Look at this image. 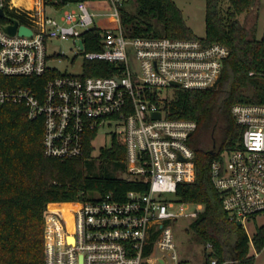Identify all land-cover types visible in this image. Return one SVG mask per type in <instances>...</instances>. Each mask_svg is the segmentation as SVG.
<instances>
[{"label": "built area", "instance_id": "obj_1", "mask_svg": "<svg viewBox=\"0 0 264 264\" xmlns=\"http://www.w3.org/2000/svg\"><path fill=\"white\" fill-rule=\"evenodd\" d=\"M27 1L0 0V76L30 79V85L10 80V86L0 88V104L22 106L28 118L42 120L44 152L60 161L83 157L90 132H96L95 141L108 127L112 141L116 137L127 146L122 178L145 188L129 190L122 201L113 193L79 201L69 218L54 213L60 216L63 240L59 245L55 230L49 250L45 230L47 264H81V259L82 264H188L178 254L174 225L180 219L193 221L204 210L203 204L178 196L181 184L196 180L190 139L197 123L169 117L167 106L175 89L214 87L229 48L200 38L127 37L122 0H110L105 10L84 2L58 9L62 0ZM47 8L61 14L50 17ZM102 23L112 26L102 32L101 49L87 50L85 33ZM14 26L11 34L8 28ZM23 27L31 35H22ZM69 37L85 51L81 75L48 64V41ZM92 60L113 64L114 73L85 77V62ZM231 113L243 133L234 149L212 163V181L229 220L246 228L264 214V104L236 103ZM206 251L211 253V244ZM209 264L218 261L211 258Z\"/></svg>", "mask_w": 264, "mask_h": 264}, {"label": "trees", "instance_id": "obj_2", "mask_svg": "<svg viewBox=\"0 0 264 264\" xmlns=\"http://www.w3.org/2000/svg\"><path fill=\"white\" fill-rule=\"evenodd\" d=\"M136 6L129 11L130 2ZM84 2L93 10L111 8L110 0H62L55 7ZM229 3L224 11L223 4ZM262 0H206V43H221L230 50L217 84L206 90H177L168 103L169 117L192 120L197 130L190 139L195 152L196 180L179 186L178 196L186 202L203 204L204 210L191 224L197 241L212 245L205 250V264H256L250 254L264 249V225L250 237L246 228L231 222L223 208L222 194L212 181V163L235 148L243 129L232 113L236 103L264 104V36L256 30ZM127 37L198 38L187 25L183 11L174 0H125L119 7ZM248 14L246 22L239 16ZM112 24L85 33L86 49L99 51L102 32ZM84 76H109L114 66L104 61H87ZM253 73V75H251ZM10 80L30 85L28 77L0 76V88ZM17 84V83H16ZM220 126L221 142L209 144ZM42 120H32L19 105L0 104V264H47L45 213L48 206L94 201L95 195L113 193L118 201L131 189L145 188L112 173L125 168L126 143L114 137L110 147L95 152L96 132H90L85 155L60 161L48 157L43 146ZM213 151V153H212ZM99 164V165H97ZM52 213V214H51ZM50 210L47 221L55 216Z\"/></svg>", "mask_w": 264, "mask_h": 264}, {"label": "rangeland", "instance_id": "obj_3", "mask_svg": "<svg viewBox=\"0 0 264 264\" xmlns=\"http://www.w3.org/2000/svg\"><path fill=\"white\" fill-rule=\"evenodd\" d=\"M27 0H23V3H26ZM123 2L125 0H122ZM179 8L183 11L184 18L188 24V26L193 30L194 34L203 39L206 36V0H174ZM229 7V3L225 2L223 4L224 11H226ZM129 11H134L136 6L131 1L127 6ZM61 14L60 10L55 8H47V15L50 17H58ZM248 14L244 13L239 16L241 22H246ZM256 35L258 39H262L264 36V0H262V5L260 8L259 22L256 30ZM60 49H62L63 55H59ZM47 52L50 57L49 67L57 69V71L61 73H67L72 75H81L83 72V63H84V55L85 51L77 47L73 38L69 37L67 39H53L48 41L47 43ZM177 90H173L176 92ZM222 121L218 124V129L216 132H213V138H208L207 143L213 144L221 142V132L220 126ZM106 132V134H105ZM111 130L107 127L101 132L96 140L94 141L95 152L93 156H98L100 153L101 147H110L112 144V134ZM99 165V164H97ZM109 170L117 176H125V168L124 169H115L114 167H110ZM95 197H98L95 195ZM53 212H62L65 216V212L61 210H56L51 206L50 208ZM191 211L195 210V206L190 208ZM60 219V216L57 215ZM56 216L50 217L47 226L51 229V237L54 231L59 230L58 237H60L59 233L62 231L60 228V221ZM192 220L190 219H180L174 225L175 232V242L177 246V251L180 257L187 261L188 264H205V250L206 247L201 245L197 239L193 231L190 229V224ZM264 225V214L259 215L252 219L251 221L246 223V229L250 237H252L257 228ZM62 227V226H61ZM50 237V236H49ZM50 237V242H51ZM250 254L255 256L256 264H264V249L257 253L254 247L251 245Z\"/></svg>", "mask_w": 264, "mask_h": 264}, {"label": "bare ground", "instance_id": "obj_4", "mask_svg": "<svg viewBox=\"0 0 264 264\" xmlns=\"http://www.w3.org/2000/svg\"><path fill=\"white\" fill-rule=\"evenodd\" d=\"M21 1H23V0H17V2L19 3V2H21ZM27 2V1H26ZM29 6H31V3H30V1H29ZM78 207V204H67V205H58V206H53V208L54 209H56V210H61V211H64L65 212V217L66 218H69L70 217V213H71V211L72 210H74V209H76ZM51 208V207H50ZM53 217V216H52ZM49 220V219H48ZM48 222V221H47ZM60 224V223H59ZM60 228H62L61 227V225H60ZM47 234H46V237H47V241H48V249L49 250H52L53 249V245H54V233L52 234V237H51V229L50 228H48V226H47ZM58 232H59V230H57ZM59 235H60V237H58V244L59 245H62V240H63V229H62V231L59 233ZM51 237V242H50V237Z\"/></svg>", "mask_w": 264, "mask_h": 264}, {"label": "water", "instance_id": "obj_5", "mask_svg": "<svg viewBox=\"0 0 264 264\" xmlns=\"http://www.w3.org/2000/svg\"><path fill=\"white\" fill-rule=\"evenodd\" d=\"M3 14V12H2V10H0V15H2ZM16 30H17V27L16 26H14V27H9L8 28V31L11 33V34H15L16 33ZM20 33L22 34V35H24V34H30L31 35V31L30 30H28V29H26V28H21L20 29ZM156 118H160L161 117V114L160 113H156L155 115H154ZM212 153H213V151H212ZM238 225L239 226H242V222H238ZM71 241H73V239H71ZM81 264H82V259H81Z\"/></svg>", "mask_w": 264, "mask_h": 264}, {"label": "crops", "instance_id": "obj_6", "mask_svg": "<svg viewBox=\"0 0 264 264\" xmlns=\"http://www.w3.org/2000/svg\"><path fill=\"white\" fill-rule=\"evenodd\" d=\"M188 25V24H187Z\"/></svg>", "mask_w": 264, "mask_h": 264}]
</instances>
